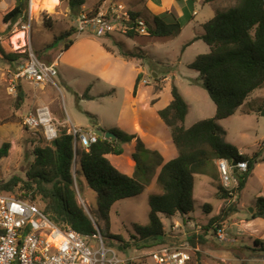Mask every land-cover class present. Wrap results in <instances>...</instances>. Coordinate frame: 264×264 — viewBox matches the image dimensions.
Returning a JSON list of instances; mask_svg holds the SVG:
<instances>
[{
  "label": "rangeland",
  "instance_id": "374dc122",
  "mask_svg": "<svg viewBox=\"0 0 264 264\" xmlns=\"http://www.w3.org/2000/svg\"><path fill=\"white\" fill-rule=\"evenodd\" d=\"M68 1L31 0L30 32L24 33L21 26L30 18L27 12L19 24L11 27L6 24L5 29L0 31L4 39L0 43L8 52L27 53L28 49H32L34 54L46 63L54 61L58 55L62 54L58 66L59 74L55 77L57 85L49 83L48 86L46 84L42 87H35L24 78H16L15 75L24 65L21 58L17 59L16 63H10L9 68L3 67L0 71V148L4 142L11 143L8 155L0 158V184L7 183L16 176L25 179L34 161V149L47 143L41 127L31 130L25 126L23 121L24 114L28 109L41 105L38 102L39 96H41L39 93H44L46 89L49 95L58 102L54 101L52 106L46 101L43 104L50 106L52 114L61 128L65 127V121L70 118L74 125L94 127L93 129L96 131L95 127H104L105 124L115 123L119 119L117 118L120 111L117 112L118 109L125 111L124 120L131 127L136 115L131 112L130 103L125 93V84L129 79H135L139 72L142 73V76L145 75L150 84L155 86L158 83L162 85L165 81L167 84L173 83L177 86L189 104V111L184 121L185 127H190L198 120L215 115L214 102L206 89L201 86L198 73L192 70L189 64L198 54L209 51V46L204 40L196 39L204 32L203 22L215 15L214 8H226L237 3L238 0H220L214 5V8L213 4H205L203 0L190 1L185 6L179 0H176L175 3H171L172 0H165V6L170 4L172 7V4H176L175 6L181 11L182 31L176 36L153 37L148 34L130 38L115 32V36H113L115 38H113L86 32L72 37L75 39V43L68 51L62 52L64 51V42L61 41L53 48H47L56 37L75 25L74 18L77 12L70 8ZM97 1L86 0L84 6L93 8ZM115 1H120L123 6L135 9L144 20H153L151 13L155 12L154 8L156 9V7L149 0ZM155 1L157 2V0ZM193 11H196V14ZM127 50L140 52L144 57L126 58L128 60L126 63L122 52ZM121 56L123 60L119 58ZM26 57L27 55L22 56V60ZM4 62L1 59V63ZM117 75L119 78L116 77ZM155 78H159V82H156ZM91 83L93 85H90ZM12 84L16 86V89L11 93L9 88ZM89 86H91L89 93L99 94L112 88H115V92L111 95H102L93 100H87L83 98V94ZM20 88L22 89L20 90ZM116 93L118 95L115 97ZM37 94H39L38 97ZM19 97L21 98L20 105H18ZM263 102L264 88H258L251 94L246 104H243L242 110H238V108L236 114L219 120L218 123L226 131L223 140L241 148L249 155L260 150L261 155L264 156V116L257 110ZM135 105L136 109L140 106L139 103ZM87 111L95 113L97 119L92 120ZM162 125L165 128L162 135L167 138L166 133L168 132L169 138L166 142L176 153L178 150L172 141L171 134L167 130V126L164 123ZM96 132L98 136H105L103 132ZM133 141L135 142V139L132 140V143L122 144L123 154L109 155L113 165L126 173L133 168L127 162V157L131 156L135 147ZM81 149L83 148L79 147V150ZM130 159L133 161L132 158ZM74 169H77V163H75ZM219 182L222 184L221 177ZM21 186L22 184L18 183L15 191L11 193L24 198L26 189ZM75 187L80 205L97 220L96 224L102 233L105 245L116 249L119 258L124 260L121 264H152L149 258L151 248L121 250L118 246L121 243L111 238V235L120 234L129 240L131 235L135 234V224L149 223L148 200L151 194L161 192L158 183L151 180L142 194L114 203L111 208L109 227L98 216L97 193L90 189L83 176L78 175ZM30 194L31 191L29 196ZM259 196H264V161H259L256 164L252 174L247 178L245 187L232 201L230 198L219 199L213 179L208 175L197 174L193 189L194 211L184 216L176 215L171 218L161 215L165 231L170 236L167 243L177 245L184 241L198 223L204 227L200 233H207V242L196 243V247L200 251L194 254L193 264H198L200 258L202 264H264V253L256 252L253 249L254 240L264 237V216L253 218L250 210L256 208L255 201ZM35 202L43 209L45 203L39 195ZM208 203L213 206L212 210L205 207V204ZM234 207L237 210L222 225L223 232L228 235L224 241H219L215 232L210 231L213 225L209 226V222L223 208ZM245 222L249 225H257L254 227L256 233L245 232V226H243ZM214 225L218 226L217 223ZM208 226L210 228H207ZM196 227L199 228V225ZM205 227L208 230H205ZM85 237L90 247L93 249L99 247V241L95 240L92 235ZM197 238L196 240H198Z\"/></svg>",
  "mask_w": 264,
  "mask_h": 264
},
{
  "label": "trees",
  "instance_id": "16d2710c",
  "mask_svg": "<svg viewBox=\"0 0 264 264\" xmlns=\"http://www.w3.org/2000/svg\"><path fill=\"white\" fill-rule=\"evenodd\" d=\"M205 3L217 0H203ZM70 8L79 13L86 0H69ZM29 0H16L15 6L3 17V22L10 27L19 18L25 16ZM101 2L98 3V5ZM133 18L140 16L130 9ZM148 21V20H147ZM150 36L171 37L180 34L182 25L175 9L155 14L148 21ZM204 32L200 38L209 46V51L198 54L189 67L198 73L201 86L206 89L216 105L213 117L195 122L185 127L184 121L189 111V104L175 84L171 85V102L158 111L161 119L169 127L172 140L178 150L177 157L164 162L162 155L149 149L137 134H130L118 128L110 129L117 136L116 140L99 136L97 142L88 149H74V138L61 129L60 135L52 142L34 149V161L26 178L13 177L7 183L0 184V191L14 192L18 183L26 189L24 198L35 201L39 195L44 201L43 207L49 218L60 226H70L85 236L96 232L94 224L97 220L90 217L80 205L75 187L78 175L85 178L86 183L97 193L98 216L109 227L111 224V208L114 203L143 193L149 186L153 176H157L160 193L151 194L149 203V223L135 224V234L126 240L120 234L111 238L121 244V250L145 249L169 242L161 215L168 218L176 215H187L194 211L193 189L197 174L208 175L215 182L219 199L230 198L220 181L217 160L225 158L230 162L246 161L248 170L235 173L238 179V194L246 185L247 178L259 161H264L261 151L252 155L241 153L239 149L223 140L226 131L218 123L236 113L246 103L251 94L258 88H264V0H238L237 3L220 8L216 14L203 23ZM76 34L73 26L70 30L56 37L47 48H53L58 42H64V51L74 44L72 38ZM135 38V30L124 34ZM27 53L7 52L0 45V57L13 61ZM125 58H143V54L124 51ZM142 78L139 72L133 94L136 95L137 85ZM159 78H155L157 82ZM159 82V81H158ZM164 84L154 85V92L159 94ZM107 94H110L108 92ZM20 96V93H19ZM83 98L92 99L89 88ZM158 98L151 102L155 103ZM21 104V100L18 105ZM258 112L264 116V102ZM93 118L94 115L88 113ZM106 129L102 132L106 133ZM135 139V151L132 158L135 162L134 172L129 175L120 171L108 158V154L121 155L123 143ZM11 147L4 142L0 148V158L6 157ZM77 163V169L74 165ZM244 174V175H241ZM31 194L29 196V192ZM22 196V195H21ZM29 196V197H28ZM253 218L264 216V196L256 198ZM212 210L213 206L205 204ZM208 210V211H209ZM237 208L222 209L214 216L209 226L215 223L221 228L223 222ZM207 228H210V227ZM205 227V230H208ZM207 233L190 235L193 244L207 242ZM198 237V240H196ZM253 249L264 253V237L255 239ZM198 264H202L201 258Z\"/></svg>",
  "mask_w": 264,
  "mask_h": 264
},
{
  "label": "built area",
  "instance_id": "2783aa9c",
  "mask_svg": "<svg viewBox=\"0 0 264 264\" xmlns=\"http://www.w3.org/2000/svg\"><path fill=\"white\" fill-rule=\"evenodd\" d=\"M101 2L99 5L98 3ZM31 7V0L29 2ZM28 7L29 20L22 23L24 33L31 30V9ZM76 33L90 32L97 35L111 33L127 34L135 30L137 34L148 35V21L141 16L133 18L130 8L120 1L98 0L93 8L82 7L75 15ZM21 21V19H20ZM2 37L0 36V42ZM23 61L16 78L21 77L35 87L45 86L58 75V65L55 62L46 63L39 59L31 49ZM16 86L12 84V93ZM25 126L29 129L41 127L47 143L54 141L61 132L52 110L48 105L32 107L23 117ZM67 133L74 138V149H88L97 142L99 136L89 128L74 125L70 118L65 121ZM63 127V128H65ZM217 165L223 187L231 195L238 196V179L234 169L239 173L248 170L246 161L233 166L225 158L217 160ZM230 201V200H229ZM93 220V217L90 215ZM94 221V220H93ZM184 222V220H182ZM96 232L92 234L99 241V247L93 249L86 242V237L70 226H60L52 221L37 202L31 198H22L11 192H0V264H121L116 249L105 245L102 233L95 223ZM199 225V228L196 226ZM193 231L179 244L164 243L151 247L149 258L152 264H193L194 254L200 249L193 244L190 235L198 236L204 227L196 223ZM219 241H224V228L212 226ZM209 231V232H210ZM198 239V238H197ZM128 259H125V261Z\"/></svg>",
  "mask_w": 264,
  "mask_h": 264
},
{
  "label": "crops",
  "instance_id": "0c3cea01",
  "mask_svg": "<svg viewBox=\"0 0 264 264\" xmlns=\"http://www.w3.org/2000/svg\"><path fill=\"white\" fill-rule=\"evenodd\" d=\"M179 1L185 6L190 1L193 2L195 0H179ZM219 1L220 0L213 1V2H207L205 4H213V8H214V5L217 4V2H219ZM149 2L156 7V9L154 8V11L155 12L151 13L153 16L155 14H161L164 11L171 10L173 8V9L176 10V12L178 14V17H179V20H180L181 11H180V8H178L177 6H175L176 4H172L173 6L170 7V4L169 5L167 4V6H165V4H166V1L165 0H157V2L155 0H149ZM172 2L175 3L176 0H172L171 3ZM15 3H16V0H0V31L5 29V25L6 24L3 22L4 15L15 6ZM29 9H31V7ZM214 9H215V14H216V11L219 8L217 7V8H214ZM29 11H28V8H27V11L26 12L28 13ZM134 11H136V10L134 9ZM193 13L196 14V11H193ZM20 19H22V18H19L17 20V22L15 24H13V25L19 24L22 21V20L20 21ZM205 22H203V23H205ZM86 32H84V33H86ZM88 33H90V32H88ZM80 34H82V33H80ZM75 35L79 36V34H77V33ZM0 36H1V34H0ZM102 36H106V37H111L112 36L113 37L115 35H114V33H111V34H106V35H102ZM113 38H115V37H113ZM3 40L4 39L2 38V41L1 42H3ZM74 43H75V41H74ZM116 43L119 44V42H116ZM0 45L2 46L1 43H0ZM73 45L71 47H73ZM63 49H64V47H63ZM62 52H65V51H62ZM61 55L62 54L58 55V57H56V59L54 61H52V62H55L59 66V60L61 58ZM119 58L121 60H123L122 59V56L119 57ZM123 58L126 60V63H127L128 60L125 57H123ZM1 59L3 61H5V62L4 63H1ZM25 59L22 60V58H21V61H24ZM16 61L17 60L7 61V60H5V59H3V58L0 57V71L2 70L3 67L9 68L10 63H13V62L16 63ZM52 62H50V63H52ZM58 74H59V72H58ZM116 77L119 78L118 75ZM136 80H137V76H136L135 79H129L128 81H126V84H125L126 85L125 93H126V96L128 97V101L130 103L131 112H133L136 115L134 117V119H133V125H131V127H130V125L124 120L125 119V111L122 110V109H118L117 112L120 110L118 112V117H117L119 119L115 123H112L111 122V123L105 124L104 127H101V126L95 127V129H96V131L102 132L103 129L110 130V129H113L114 127H116V128L121 129V130H123V131H125L127 133L137 134L139 137H141L143 139V142L146 144V146L149 149L158 151L162 155V157L164 159V162H168L170 159H173V158L177 157L178 151L176 153H174L172 151V149L169 147V145L167 144L166 140H167V138H169L168 132L166 133L167 138H165V136L162 135V133L165 131V128L162 125L164 123V121L161 119L158 111L160 109L166 107L171 102V100H172V94H171V85H172V83L171 84H169V83L167 84V81H165L164 86H163V89L161 90V92L159 94L156 95V93L154 92V85L153 84H150L149 81H148V79L144 75V76H142L140 82L138 83V85H137V92H136V95H134L133 94V90H134V87H135V84H136ZM165 80H167V78H165ZM49 83H52V82H49ZM49 83H47V86H48ZM52 84H54V83H52ZM90 85H93V83H91ZM142 85H144V86H142ZM90 87L91 86L87 87V88H89V91H90ZM46 90L44 91V93L43 92L39 93L41 96H39L40 99H38V102H40L41 105H45V104H43V102L46 101L47 103H49L52 106V104L54 103V101L55 102H58V101H56L52 96H50L49 93ZM108 92H110V94H107ZM114 92H115V88H112L111 90H107V92H103V93H99V94H94V93L91 92L89 94L93 98L92 99H87V100H93V99H95L97 97H101L102 95H111ZM39 94H37V97H38ZM43 94H44V97H42ZM117 95H118V93L115 94V97ZM48 97H50V98H48ZM155 98H158V100H156L155 103H152L151 101L153 99H155ZM136 103H139L140 104V106H139L138 109H136V107H135L136 106L135 105ZM37 106H39V105H37ZM242 106L238 110H242L241 109ZM19 108H17V109H19ZM30 109H28L26 111V113ZM138 111H140V112H138ZM87 112L90 113V114H92V115H94L93 118L90 117L92 120L97 119L96 118L97 115L95 113H91L89 111H87ZM78 127H81V126H78ZM84 128H89V129H91L92 131H94L97 134V132L93 129L94 127H84ZM167 130H169V132H170V129H169L168 126H167ZM170 134H171V132H170ZM171 138H172V136H171ZM134 144H135V142H134ZM238 149H239V151L241 153H245L244 150H242L241 148H238ZM134 150H135V147H134V149L132 150V152L130 154L131 156L130 157H127V162L130 163L131 166L133 167L132 170H129L127 173L124 172V171H122V172H124L126 174H129V175H131L134 172L135 162H134V160L131 161V159H130V158H132V153L134 152ZM109 155L110 154L107 155L108 158H109ZM169 157H171V158L169 159ZM156 180H157V177L155 176V178H153L152 181L156 182ZM243 226H245L244 227L245 232L256 233L254 231V227H256L257 225H249V224H247L245 222V224H243Z\"/></svg>",
  "mask_w": 264,
  "mask_h": 264
},
{
  "label": "water",
  "instance_id": "95a60500",
  "mask_svg": "<svg viewBox=\"0 0 264 264\" xmlns=\"http://www.w3.org/2000/svg\"><path fill=\"white\" fill-rule=\"evenodd\" d=\"M21 89V88H20ZM21 98L19 97V99L18 100H20ZM105 138H110L111 140H116L117 139V136H116V134L114 133V132H112V131H106V133H105ZM237 161L236 160H232L231 161V164L233 165V166H236L237 165ZM237 172V169L235 168L234 169V173H236ZM251 210V212L253 213L254 212V209H250Z\"/></svg>",
  "mask_w": 264,
  "mask_h": 264
},
{
  "label": "clouds",
  "instance_id": "9594fccd",
  "mask_svg": "<svg viewBox=\"0 0 264 264\" xmlns=\"http://www.w3.org/2000/svg\"><path fill=\"white\" fill-rule=\"evenodd\" d=\"M237 173V172H236ZM235 175V177H236V174H234Z\"/></svg>",
  "mask_w": 264,
  "mask_h": 264
},
{
  "label": "bare ground",
  "instance_id": "6f19581e",
  "mask_svg": "<svg viewBox=\"0 0 264 264\" xmlns=\"http://www.w3.org/2000/svg\"><path fill=\"white\" fill-rule=\"evenodd\" d=\"M21 35H22V33H21ZM15 41V40H14Z\"/></svg>",
  "mask_w": 264,
  "mask_h": 264
}]
</instances>
